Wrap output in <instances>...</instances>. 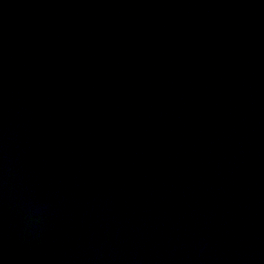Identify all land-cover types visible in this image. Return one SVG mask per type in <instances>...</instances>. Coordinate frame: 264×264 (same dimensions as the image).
Returning a JSON list of instances; mask_svg holds the SVG:
<instances>
[{
	"label": "water",
	"instance_id": "95a60500",
	"mask_svg": "<svg viewBox=\"0 0 264 264\" xmlns=\"http://www.w3.org/2000/svg\"><path fill=\"white\" fill-rule=\"evenodd\" d=\"M0 264H264V0H0Z\"/></svg>",
	"mask_w": 264,
	"mask_h": 264
}]
</instances>
